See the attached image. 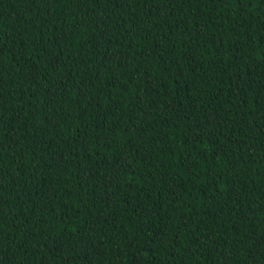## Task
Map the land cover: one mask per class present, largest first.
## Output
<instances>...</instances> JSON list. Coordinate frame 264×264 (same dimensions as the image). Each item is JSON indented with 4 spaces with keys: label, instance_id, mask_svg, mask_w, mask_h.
<instances>
[{
    "label": "trees",
    "instance_id": "trees-1",
    "mask_svg": "<svg viewBox=\"0 0 264 264\" xmlns=\"http://www.w3.org/2000/svg\"><path fill=\"white\" fill-rule=\"evenodd\" d=\"M0 264H264V0H0Z\"/></svg>",
    "mask_w": 264,
    "mask_h": 264
}]
</instances>
